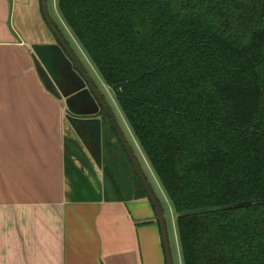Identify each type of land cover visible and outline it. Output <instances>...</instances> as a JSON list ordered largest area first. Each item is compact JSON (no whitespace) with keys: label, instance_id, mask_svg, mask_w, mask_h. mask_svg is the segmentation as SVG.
Here are the masks:
<instances>
[{"label":"trees","instance_id":"trees-1","mask_svg":"<svg viewBox=\"0 0 264 264\" xmlns=\"http://www.w3.org/2000/svg\"><path fill=\"white\" fill-rule=\"evenodd\" d=\"M57 8L172 204L182 263L264 264V203L221 209L264 199V0H57ZM100 115L105 146H120L147 197Z\"/></svg>","mask_w":264,"mask_h":264},{"label":"crops","instance_id":"crops-1","mask_svg":"<svg viewBox=\"0 0 264 264\" xmlns=\"http://www.w3.org/2000/svg\"><path fill=\"white\" fill-rule=\"evenodd\" d=\"M43 21L41 0H0V67L22 48L28 83L43 95L10 120L0 114L1 134L26 136L0 163V264H166L163 246L149 257L147 234L160 230L147 198L107 196L99 108Z\"/></svg>","mask_w":264,"mask_h":264},{"label":"rangeland","instance_id":"rangeland-1","mask_svg":"<svg viewBox=\"0 0 264 264\" xmlns=\"http://www.w3.org/2000/svg\"><path fill=\"white\" fill-rule=\"evenodd\" d=\"M46 7H47V13L51 21L57 26L58 30L63 35L64 39L71 48L73 54L80 61L82 67L85 69L86 73L93 81L95 87L102 95L105 103L108 105L111 112L115 116L118 127L122 131L126 141L128 142L130 148L132 149L134 156L142 170V173L146 178L155 197L159 201V204L163 211L167 233H168L172 262L173 264H183L182 256L180 252L178 234H177L176 213L164 189L162 188L153 168L149 164L147 157L145 156L139 143L137 142L135 136L133 135L132 130L124 117V114L120 110L113 91L106 85L102 77L94 68L92 62L88 58L83 48L80 46L74 35L71 33V31L65 24L61 14L58 11L57 0H46ZM43 23L45 22L43 21ZM51 38L52 40L54 38L52 33H51ZM28 50H31V53L35 54L33 47H31ZM18 51L20 52H17L13 49H9L8 52L4 54L3 63L2 66L0 67V114L3 115L4 118H7L8 120L12 119L14 114L16 116L18 110L20 112L22 111L25 112V110L27 111V104L25 103H31L33 98H39L37 96L43 97V95H40L38 89L36 91L35 88L28 83L27 80L28 75L32 73L25 75L26 72H24V69L26 67L25 65H22V63H24L22 52L24 53L26 51L23 50L22 48L18 49ZM37 56L38 59H42L40 50H37ZM20 59H22V62H20V64H17L18 60ZM7 81L11 82L13 87L4 85L5 82ZM40 89H42L44 94L49 95V97L55 96V95L52 96L50 88H48L45 84L40 86ZM13 105H17V110H13L12 108ZM35 109H37V107H35ZM11 112L12 114H10ZM113 140L115 141V139ZM22 143H26V136L24 135L11 136V135H3L0 133V163H5V165H7L6 158L3 155V153L7 151L6 150L7 147L18 150V148H20V144ZM105 157H106V167L109 174L106 175L105 186L108 190H110L107 191V196L111 197L115 195L116 192L114 191V188H118L119 192L116 194L121 196L122 198H125L127 200L134 199L135 197L143 198V191L140 185H138L137 180L133 175L132 169L127 159L125 158L120 146L119 147L116 146L114 147V149H111L109 147L105 148ZM88 186L91 185L88 184ZM78 198L87 199L82 197H78ZM132 214L134 215L133 212ZM155 223L158 224L156 220V216H155ZM159 233L157 237H153V235L150 232H148L147 234L146 238L149 246L148 250H149L150 258L153 257V255L156 253L157 250H158V254L161 256L160 249L162 245L160 244L161 237ZM160 264H162V260Z\"/></svg>","mask_w":264,"mask_h":264},{"label":"water","instance_id":"water-1","mask_svg":"<svg viewBox=\"0 0 264 264\" xmlns=\"http://www.w3.org/2000/svg\"><path fill=\"white\" fill-rule=\"evenodd\" d=\"M41 4H42V11H43L45 23H46L47 27L49 28V30L51 31L52 35L54 36V38H55L54 41H57L60 44L61 48L63 49V51L67 55L68 59L74 65L77 73H79V76L84 81V83L88 85L92 95L96 98L100 107L102 108V110L104 111L106 116L109 118L113 128L115 129L116 134H117L119 140L121 141L122 146H123L128 158L132 164L134 172L136 173L138 179L140 180V182L143 186V189H144L145 194L147 196L146 198L149 201V203H150V205H151V207L155 213L156 220L158 223V227L160 230L161 241H162L164 257H165V263L166 264H173L172 258H171V253H170V246H169V240H168V233H167L165 218H164L161 206L159 204V201L157 200L153 191L151 190V188H150L146 178L144 177L142 170H141V168H140V166H139V164H138V162L134 156L132 149L130 148L128 142L126 141L122 131L118 127L115 116L111 112L108 105L105 103L102 95L99 93V91L95 87L93 81L90 79L89 75L86 73L85 69L82 67V65L79 62V60L77 59V57L73 54L69 45L66 43V41L64 40L62 35L59 33V31L55 27L54 23L51 21L49 15L47 13L46 0H41ZM262 203H264V199L252 201V202L250 201V202H243V203L227 205V206L222 207L221 209L241 208V207H247V206H251L254 204H262Z\"/></svg>","mask_w":264,"mask_h":264},{"label":"flooded vegetation","instance_id":"flooded-vegetation-1","mask_svg":"<svg viewBox=\"0 0 264 264\" xmlns=\"http://www.w3.org/2000/svg\"><path fill=\"white\" fill-rule=\"evenodd\" d=\"M63 37V36H62ZM65 40V39H64ZM55 44H57V43H55ZM58 45V44H57ZM60 48H61V46H60V44L58 45ZM62 50V49H61ZM63 51V50H62ZM64 52V51H63ZM64 54H65V52H64ZM66 56V55H65ZM67 58V57H66ZM67 60H69L68 58H67ZM68 63H69V65L73 68V70H75V72H77L76 71V69H74L75 67H74V65L70 62V60L68 61ZM78 75H79V73H78ZM68 84V83H67ZM67 87H68V89L69 90H71L72 89V84H68L67 85ZM85 88L88 90V92L90 93V95L93 97V99L96 101V104H97V106H98V108H99V113H100V110L102 109L101 107H100V105H99V103L97 102V100H96V98L92 95V93H91V91H90V89H89V87H88V85L87 84H85Z\"/></svg>","mask_w":264,"mask_h":264}]
</instances>
